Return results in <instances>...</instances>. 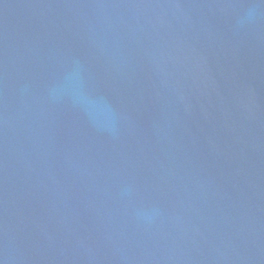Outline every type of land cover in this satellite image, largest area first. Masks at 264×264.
<instances>
[{
    "label": "water",
    "instance_id": "obj_1",
    "mask_svg": "<svg viewBox=\"0 0 264 264\" xmlns=\"http://www.w3.org/2000/svg\"><path fill=\"white\" fill-rule=\"evenodd\" d=\"M259 0H0L2 264H264Z\"/></svg>",
    "mask_w": 264,
    "mask_h": 264
},
{
    "label": "clouds",
    "instance_id": "obj_2",
    "mask_svg": "<svg viewBox=\"0 0 264 264\" xmlns=\"http://www.w3.org/2000/svg\"><path fill=\"white\" fill-rule=\"evenodd\" d=\"M259 6H264V0H259V5H253L250 7L249 12H248V17H250L255 11V8Z\"/></svg>",
    "mask_w": 264,
    "mask_h": 264
},
{
    "label": "snow or ice",
    "instance_id": "obj_3",
    "mask_svg": "<svg viewBox=\"0 0 264 264\" xmlns=\"http://www.w3.org/2000/svg\"><path fill=\"white\" fill-rule=\"evenodd\" d=\"M0 264H2V261H0Z\"/></svg>",
    "mask_w": 264,
    "mask_h": 264
}]
</instances>
